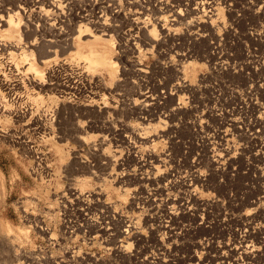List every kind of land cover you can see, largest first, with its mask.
<instances>
[{"label": "rangeland", "instance_id": "obj_1", "mask_svg": "<svg viewBox=\"0 0 264 264\" xmlns=\"http://www.w3.org/2000/svg\"><path fill=\"white\" fill-rule=\"evenodd\" d=\"M0 10V264H264V0Z\"/></svg>", "mask_w": 264, "mask_h": 264}, {"label": "bare ground", "instance_id": "obj_2", "mask_svg": "<svg viewBox=\"0 0 264 264\" xmlns=\"http://www.w3.org/2000/svg\"><path fill=\"white\" fill-rule=\"evenodd\" d=\"M53 6V8L54 9H58L57 8V6L55 7L54 5H52ZM33 7H34V5H33ZM59 7V6H58ZM1 11V10H0ZM19 13V12H18ZM45 14V12H44V10H42V9H37V11H35L34 9H32L31 10V12H30V17L31 18H33V19H40L41 18V16H43ZM176 17H179L177 14H176ZM9 18V17H8ZM9 20V19H8ZM162 20V19H161ZM11 21V20H10ZM7 21L4 19V17H3V15H0V24H1V26L3 25V24H5ZM166 22V21H165ZM10 24V23H9ZM102 27V26H101ZM100 27V28H101ZM103 28V27H102ZM103 32H104V30H103ZM103 36H108V34H104L103 33ZM107 44L109 45V47L110 48H113V42H112V38H111V36L109 37V39H108V41H107ZM31 46H33L34 44L33 43H31L30 44ZM91 46H93V45H91ZM2 47L3 48H1L2 50H6V49H9V47H15L14 45H12V44H3L2 45ZM90 48V47H89ZM108 49V48H107ZM76 55V54H75ZM77 57H79V59H81V58H83V60L86 62V64H87V66L86 67H88L90 70L91 69H96V68H104V69H106V70H108V72H110V74H114L115 75V72H117L118 70H117V68H116V63L114 62V61H112V59H111V49H110V52L109 51H107V50H104L103 52H99V51H97V50H95L94 48H90L89 49V51H88V53L87 54H81V55H76V58ZM78 59V58H77ZM114 59V58H113ZM140 72V74H142L144 71L142 70V69H138V72H136V73H139ZM139 74V75H140ZM39 83V82H38ZM179 85V84H178ZM181 85V84H180ZM185 87H186V85H184ZM181 87L182 86H177V87H175L174 89L175 90H178L179 88L181 89ZM188 87V86H187ZM179 89V90H180ZM139 97L141 98V104H140V107L141 108H139L138 110H143L145 107H148V106H150V101H149V97H145V96H143V94H139ZM138 97V98H139ZM181 103V102H180ZM139 105V104H138ZM137 110V109H136ZM139 136H141V135H139ZM144 136H146V135H144ZM148 137V136H147ZM146 138V137H145ZM144 138V139H145ZM146 141H148V142H150V141H152V139H151V137H148V138H146L145 139ZM100 142H101V140H100ZM112 159V158H111ZM138 166H139V164H138ZM142 166V165H141ZM1 177V176H0ZM195 179L196 180H200L201 179V175H196L195 176ZM126 227L128 228V230H129V228H133V227H131L130 225H126ZM259 227H261V226H259ZM134 229H136V228H134ZM127 230V231H128ZM257 230V229H256ZM130 231V230H129ZM260 231L262 232V234H264V227H261V229H260ZM234 248V251H236L237 250V248L236 247H233ZM232 250V249H231ZM246 250H248V246H245L244 248H243V251H246ZM249 250H251L250 248H249ZM245 253V252H244ZM249 253H251V252H249ZM249 253H245V255L246 254H249ZM254 253V252H253ZM252 253V254H253ZM258 255V254H257ZM249 256V255H248ZM253 256V255H252ZM249 258V257H248Z\"/></svg>", "mask_w": 264, "mask_h": 264}]
</instances>
